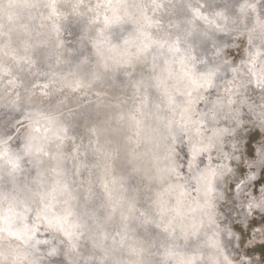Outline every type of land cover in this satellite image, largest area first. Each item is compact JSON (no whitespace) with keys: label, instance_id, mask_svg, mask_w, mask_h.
Here are the masks:
<instances>
[{"label":"clouds","instance_id":"clouds-1","mask_svg":"<svg viewBox=\"0 0 264 264\" xmlns=\"http://www.w3.org/2000/svg\"><path fill=\"white\" fill-rule=\"evenodd\" d=\"M0 264H264V0H0Z\"/></svg>","mask_w":264,"mask_h":264}]
</instances>
